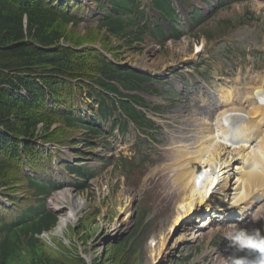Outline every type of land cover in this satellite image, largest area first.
I'll return each instance as SVG.
<instances>
[{"label": "rangeland", "instance_id": "rangeland-1", "mask_svg": "<svg viewBox=\"0 0 264 264\" xmlns=\"http://www.w3.org/2000/svg\"><path fill=\"white\" fill-rule=\"evenodd\" d=\"M198 1L201 4L200 0ZM249 6L254 9L252 12L254 13L255 19L250 20L249 22L246 21V24L235 29L229 37L221 41L223 45L220 47L216 46L214 48V59L210 61H204L201 65L198 63L194 68H192L193 71L189 72L188 76H183L187 75L185 65L190 58L189 52H187L182 47V45L185 44L184 42L179 44L178 49L170 56L163 55L162 51H157L156 48L147 53V58H145L148 59V64L150 66L157 68L158 71L156 74L162 73L165 75H174L173 81L165 86L171 92L168 98L164 96L157 97L146 95V98L150 102H153V104H162L164 106L159 112V115H157L159 119L165 120L163 128L151 133L152 135L150 134L152 138H155L153 142L150 140L149 142L142 140L140 135L137 134L126 145L124 144L121 146L119 144L116 150L111 149L106 152L98 153L99 150H97L95 151L96 155H98L97 158H88L85 161L86 165L91 167L93 172L97 174L98 180L95 182L96 186H94V189H92V191L87 196L77 197L74 195V197L84 199L86 202V205H82V208H85L84 211H88V208H91L93 211H95V214L92 216V218H90L86 225L80 221L84 214L80 217V219L79 216H77L75 221L79 219L80 225L72 226V224H69V226L64 229V235L62 238H59V241L56 242L58 246L52 247L49 254L60 256L62 249L68 253L71 251L72 246L69 244H64L71 243L77 247V251L75 253L76 261H74V264H82L81 261H83V264H86L85 261L87 264H94L95 262H98L97 264H110V262H104V256H101V252L108 246L115 245V243H117L118 240L124 236L125 231L130 225L129 223L127 227L122 226L126 221L127 216H124V219H122L120 216H117V214L112 215L108 213L107 208L110 205L111 200L104 197V190L108 185L110 177L115 173L116 166H112L109 169L106 167L113 164V161L110 159L111 154L113 152H119V148H122L124 153L127 155H134L137 154L139 150L146 149L136 155L137 160L140 158H145V160H147L148 168H150L139 187L140 193L142 192V200H144L138 208H149L152 211L153 218L148 225L150 231H156L159 225L167 218L168 208L165 205V202H169L168 175L163 181V189L165 191L164 203H161L156 198L159 188L154 189L153 192L149 191L148 189L150 183H155V180L152 179L153 177H156L159 182L161 181L163 173L167 171L165 165L170 161L168 164V173L170 175L173 188V201L175 200L177 187L179 186V184H175L173 180V164L179 159H175L176 147L181 138L186 137L190 132L189 130L194 128V123L198 124L196 123V120L200 119L203 112L198 115L199 117L196 115L194 119L191 118L186 126L184 125L182 115L201 109L208 111V107H210L209 103L212 105V111H214L215 114V111H217L215 108H217V106H214L212 99L213 101L214 98L215 101L217 100V98L213 95L219 85H221V87L228 85H231L235 88L238 87V95L239 97H242L248 89L246 87L258 85L264 76V6L258 5L256 0L250 2ZM238 7H240V10H243L242 4H240V6L238 4H234L233 8L230 10V14L227 12H220L219 15L212 19L208 26H212L216 21L222 20L227 16L243 13L247 10L246 9L245 11L234 13L233 11H238ZM122 17L125 18V14ZM115 18L116 15L111 16V19ZM122 22L124 23V20H122ZM189 37V42L193 43L194 37ZM232 45L235 47L233 56L231 55ZM170 48L172 47L170 46ZM122 49L127 55L133 57L132 51L126 46H124ZM134 59L137 61L142 60L143 55L138 54L134 57ZM194 63L196 62H193V65L191 66H194ZM15 76L16 75H12L14 78ZM180 80L181 82H179ZM211 97L212 99H210ZM156 98L159 99L160 102H165V104L155 102L154 100ZM183 128H185L186 135L177 141H173L175 147L172 150L170 160L171 148H167L162 143V141L171 135L178 137ZM141 136L145 135L141 134ZM10 147L12 148V144H10ZM117 174L118 173H116V175ZM66 197L67 201L70 202L71 196L67 195ZM116 200L118 202L115 210L119 212L121 203L123 201L122 192L119 193V196L116 198ZM140 202L141 201H138V203ZM258 205L261 206L260 204ZM121 212L123 211L121 210ZM68 213L69 211L65 213L64 216H66ZM193 213H197V210H195ZM78 214L81 215V210H79ZM202 215V213L197 214L195 218H199L200 221L204 220L205 218L201 217ZM235 216L237 217V214H235ZM130 221L131 219L129 218V222ZM230 222L231 220L228 219L227 222H223V224L227 225ZM180 224L176 230V234L170 239L169 245H164V251H168L167 256H164L163 254L159 255V253H155L153 251L150 252L147 238L143 245H141V243L139 244L140 250H143L141 258L129 257L128 264H150V262L152 264V262L156 263L157 261L162 262V264H195L189 255L182 257L183 261H173L172 263L170 261V259L175 254H179L182 251L184 253H190L193 250V246L190 245L188 241L190 235L183 234L189 233L188 231H191L192 233V228H190V230H184L187 223H184L185 225ZM248 228H258L264 232V204L255 213L253 219H249L247 221V226H244V230L253 235L251 230ZM226 234L234 235V233L228 229V227H222L221 225L215 224L213 227H210L202 232L200 236V239H202V246L205 247V245H207L210 241H223L224 236L226 237ZM54 239L56 238L54 237ZM236 247L239 246L236 245ZM245 249L246 252L250 254L256 252L254 249ZM204 254L205 252L202 253L203 257ZM97 257H100V259H97ZM260 257L261 256H258V258ZM91 258L93 261H90L89 263L88 259ZM127 258L128 257L125 259ZM240 259L246 260L244 248L240 251ZM198 264H208V262H200ZM210 264H225L224 258L218 255V263Z\"/></svg>", "mask_w": 264, "mask_h": 264}, {"label": "trees", "instance_id": "trees-1", "mask_svg": "<svg viewBox=\"0 0 264 264\" xmlns=\"http://www.w3.org/2000/svg\"><path fill=\"white\" fill-rule=\"evenodd\" d=\"M107 1L117 2L116 5L128 12L129 5L135 4V0ZM168 2L172 4L171 0ZM83 8L84 4L80 1L58 8L48 0H0V125L8 130L0 133V185H9L20 178L15 164L20 157L21 146L24 151L35 154L34 141L41 138L38 134L40 122H44L45 134L42 137L45 140L62 135L66 129L81 126L68 100L73 95L75 80H88L104 88L106 83L114 86L115 81L121 80L127 90L138 88L136 83L139 79L127 66L119 68L92 47L79 48L85 42H97L98 36L105 30L108 43L128 35L123 30L122 21L108 18L97 26L89 27L87 33L81 35L78 28L84 16ZM71 22L74 25L69 29ZM64 36L74 47L60 45ZM55 45L59 46L53 47ZM49 73L58 76L55 85L48 80L53 76L46 78ZM27 74L35 80L39 78L44 82L46 79L53 87L56 109H46L47 92L42 91L38 81L26 78ZM12 75H16L15 78ZM21 86L34 97L31 101L13 90ZM114 90L119 91V88L115 86ZM130 97L143 103L136 95L131 94ZM109 111L103 102L102 114L107 116ZM128 113L133 116L137 111L129 105ZM56 120L62 121L65 127L51 133L49 130ZM34 230H39L38 226ZM32 252L31 262L34 264H66L61 259L52 260L44 250L40 256Z\"/></svg>", "mask_w": 264, "mask_h": 264}, {"label": "bare ground", "instance_id": "bare-ground-1", "mask_svg": "<svg viewBox=\"0 0 264 264\" xmlns=\"http://www.w3.org/2000/svg\"><path fill=\"white\" fill-rule=\"evenodd\" d=\"M171 3L174 5V1ZM220 87L213 95L218 103L210 98L217 106L215 114L209 103L208 111L196 120L198 124L194 123V128L177 144L175 159H179L173 164V180L179 186L172 213L153 238L152 250L159 255H168L164 247L180 223H187L184 230H190L188 226L199 220L193 216L195 210L197 214L219 213L224 222L235 214L236 220L244 221L248 211L264 197V76L258 85L246 87L242 97L238 87ZM135 196L129 190L125 210L128 216L122 226L130 223ZM75 212L72 210L70 215ZM206 218L210 221L213 217Z\"/></svg>", "mask_w": 264, "mask_h": 264}, {"label": "clouds", "instance_id": "clouds-1", "mask_svg": "<svg viewBox=\"0 0 264 264\" xmlns=\"http://www.w3.org/2000/svg\"><path fill=\"white\" fill-rule=\"evenodd\" d=\"M225 238L229 240L230 244L238 245L241 249L249 248L264 253V238H260L258 233L252 235L243 229H238L234 235L230 234ZM233 264H248V261L238 259L235 260ZM252 264H264V256H261L258 260L252 262Z\"/></svg>", "mask_w": 264, "mask_h": 264}]
</instances>
